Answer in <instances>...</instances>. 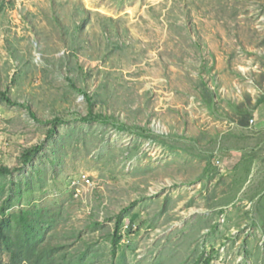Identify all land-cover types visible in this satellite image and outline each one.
I'll list each match as a JSON object with an SVG mask.
<instances>
[{"label":"rangeland","instance_id":"rangeland-1","mask_svg":"<svg viewBox=\"0 0 264 264\" xmlns=\"http://www.w3.org/2000/svg\"><path fill=\"white\" fill-rule=\"evenodd\" d=\"M36 146L0 207L68 258L264 264V0H0V167Z\"/></svg>","mask_w":264,"mask_h":264},{"label":"trees","instance_id":"trees-1","mask_svg":"<svg viewBox=\"0 0 264 264\" xmlns=\"http://www.w3.org/2000/svg\"><path fill=\"white\" fill-rule=\"evenodd\" d=\"M55 122L54 127L57 125ZM247 122V117H244L240 120V125L245 126ZM40 150V146L25 150L20 168L11 170L0 167V179L7 178L14 172H23L25 165L30 164ZM12 192L11 190V194L0 207V264H89L88 251L68 258L64 252L66 249L64 245H53L49 242V232L54 222L45 217V211L25 209L11 212ZM122 227L123 215H118L110 239L112 258L116 256L121 246ZM129 230L131 232V227ZM210 261L211 256H208L204 264H210Z\"/></svg>","mask_w":264,"mask_h":264},{"label":"built area","instance_id":"built-area-1","mask_svg":"<svg viewBox=\"0 0 264 264\" xmlns=\"http://www.w3.org/2000/svg\"><path fill=\"white\" fill-rule=\"evenodd\" d=\"M250 122H252V120ZM82 181L84 182V184H90V180L88 178L83 177Z\"/></svg>","mask_w":264,"mask_h":264}]
</instances>
